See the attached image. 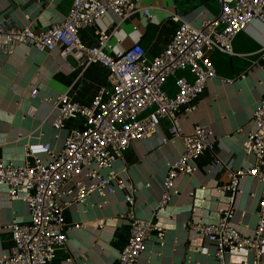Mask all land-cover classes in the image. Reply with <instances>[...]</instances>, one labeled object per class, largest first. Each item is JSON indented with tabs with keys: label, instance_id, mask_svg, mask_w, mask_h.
Returning a JSON list of instances; mask_svg holds the SVG:
<instances>
[{
	"label": "crops",
	"instance_id": "0c3cea01",
	"mask_svg": "<svg viewBox=\"0 0 264 264\" xmlns=\"http://www.w3.org/2000/svg\"><path fill=\"white\" fill-rule=\"evenodd\" d=\"M16 1L17 13L7 19L0 16V28L10 24L32 25L35 31H44L49 24L68 15L72 2ZM138 5L152 8L153 17L148 18L140 11L119 24L117 17L106 14L81 31L83 41L95 44L96 32L105 30L111 33L113 54L141 44L151 58L172 39L179 25L174 16L199 26L203 16H217L221 11L218 0H140ZM8 7L7 0H0V14ZM5 43L0 35V158L22 164L29 145L49 142L58 151L69 130L78 125L76 120H69L65 128L56 130L52 126L54 107L44 99L68 93L74 100L89 104L98 90L108 85V69L102 64L85 68L71 57L68 66L57 51L41 52L28 44H19L10 53ZM233 48V54L218 51L210 54L218 76L207 83L196 112H180L185 132H191L196 125L212 129L216 156L206 152L195 161L197 169L193 174L179 175L174 181L176 192L171 193L163 209L154 216L167 177V164L183 150L181 141L162 143V138L170 135L168 119L162 120L158 133L152 137L133 142L114 165L119 178L136 188V215L153 217L166 232L163 243L156 236L147 242L140 264H219L215 245L186 228V224L189 220L217 222L219 208L226 206L230 198L227 192L218 189L230 182L224 165L236 170L255 162V156L246 154L242 144L254 128L253 109L264 95V25L255 21L237 34ZM179 77L193 79L189 70L176 71L165 83L170 95L176 94ZM227 79L232 83H227ZM31 107L36 108L34 116L27 114ZM41 156L48 158L47 154ZM240 188L233 225L243 235L253 236L262 185L247 176L241 180ZM58 200L65 202L67 196L63 194ZM126 209L125 194L120 190L105 198L93 194L84 204H71L65 212L68 242L57 251L52 264H115L130 235L129 219L123 214ZM29 220L26 202L11 199L7 186L0 184V257L13 248L11 235L4 226ZM74 223L80 226L75 227ZM246 260L252 262L253 254L242 250L230 255L226 264H243ZM260 264H264V250Z\"/></svg>",
	"mask_w": 264,
	"mask_h": 264
},
{
	"label": "built area",
	"instance_id": "2783aa9c",
	"mask_svg": "<svg viewBox=\"0 0 264 264\" xmlns=\"http://www.w3.org/2000/svg\"><path fill=\"white\" fill-rule=\"evenodd\" d=\"M140 0H72L68 15L60 22L49 24L44 31H35L32 25L10 24L0 28L7 50L11 53L19 44H28L41 52L57 51L65 64L73 58L83 67L102 64L108 69V85L101 87L89 104L74 100L68 93L45 98L55 111L52 126L56 130L66 127L69 120L77 126L70 129L64 145L58 151L49 142L29 145L22 164L0 158V184L7 186L11 199L26 202L30 220L4 226L13 241L12 251L0 257V264H52L59 249L68 242L65 212L71 204H84L96 194L105 198L118 190L124 192L129 219L130 235L115 264H140L147 242L156 236L160 243L166 232L155 219L141 218L135 213L136 188L119 178L113 169L133 142L158 133L163 119L169 120V136L162 143L181 141L183 150L171 160L163 181L157 210L163 209L174 181L181 174H193L195 161L206 152L215 154V137L211 128L196 125L185 132L180 112L194 113L207 83L218 76L210 54L218 51L233 54V41L237 34L252 23L264 25V0H218L221 11L217 16H203L199 26L174 16L178 27L165 48L153 57L141 44H135L120 54H113L109 39L111 33L98 30L95 44H86L81 31L93 26L106 14L118 18L119 24L140 11L152 18V8L140 7ZM179 70H189L193 79L179 77L177 91L170 95L165 83ZM227 79V83H232ZM36 108L27 114L34 116ZM254 128L246 135L242 148L255 156L248 168L236 170L224 165L230 182L219 191L230 198L219 208L215 223L189 220L186 228L205 236L216 247L219 264L235 252L247 250L253 254L252 262L260 264L264 250V95L253 109ZM47 154L48 158H42ZM107 171V173H104ZM247 176L262 185L258 222L253 236H245L233 225L236 196L241 193L240 182ZM127 191V192H126ZM66 195L61 202L58 197ZM102 205V204H100ZM79 227L80 223H74Z\"/></svg>",
	"mask_w": 264,
	"mask_h": 264
},
{
	"label": "water",
	"instance_id": "95a60500",
	"mask_svg": "<svg viewBox=\"0 0 264 264\" xmlns=\"http://www.w3.org/2000/svg\"><path fill=\"white\" fill-rule=\"evenodd\" d=\"M9 2V7L6 8L3 12V14H0V16L4 17V18H9L12 16V14L17 13L18 8H19V4L16 0H7ZM34 0H30V2H33ZM29 2V3H30ZM25 8V6H23V9Z\"/></svg>",
	"mask_w": 264,
	"mask_h": 264
}]
</instances>
